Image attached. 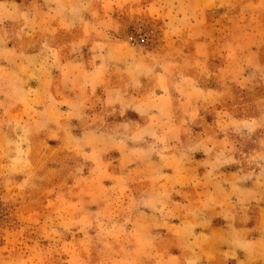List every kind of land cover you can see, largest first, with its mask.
<instances>
[{
  "label": "rangeland",
  "instance_id": "obj_1",
  "mask_svg": "<svg viewBox=\"0 0 264 264\" xmlns=\"http://www.w3.org/2000/svg\"><path fill=\"white\" fill-rule=\"evenodd\" d=\"M0 264H264V0H0Z\"/></svg>",
  "mask_w": 264,
  "mask_h": 264
}]
</instances>
